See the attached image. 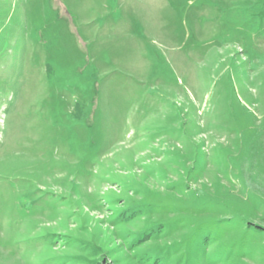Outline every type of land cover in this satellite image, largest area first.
<instances>
[{
    "label": "rangeland",
    "instance_id": "obj_1",
    "mask_svg": "<svg viewBox=\"0 0 264 264\" xmlns=\"http://www.w3.org/2000/svg\"><path fill=\"white\" fill-rule=\"evenodd\" d=\"M0 264H264V0H0Z\"/></svg>",
    "mask_w": 264,
    "mask_h": 264
}]
</instances>
